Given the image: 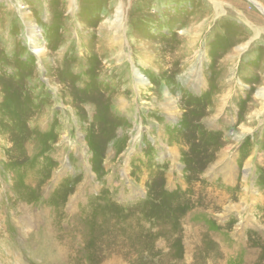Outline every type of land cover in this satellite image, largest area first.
Returning <instances> with one entry per match:
<instances>
[{
	"label": "rangeland",
	"instance_id": "rangeland-1",
	"mask_svg": "<svg viewBox=\"0 0 264 264\" xmlns=\"http://www.w3.org/2000/svg\"><path fill=\"white\" fill-rule=\"evenodd\" d=\"M3 1L0 264H264V0Z\"/></svg>",
	"mask_w": 264,
	"mask_h": 264
},
{
	"label": "bare ground",
	"instance_id": "bare-ground-1",
	"mask_svg": "<svg viewBox=\"0 0 264 264\" xmlns=\"http://www.w3.org/2000/svg\"><path fill=\"white\" fill-rule=\"evenodd\" d=\"M4 2L3 0H0V2ZM68 1V6H70L71 5V2H72V0H67ZM250 2H252L253 4H255V5H257V7L259 8V9H261V11L263 10V8L258 4V3H256V2H254V1H252V0H249ZM10 7H8V11H10ZM27 26H28V28H30L31 27V25L30 24H26ZM43 234V233H42ZM48 237V236H47ZM52 237V236H51ZM49 238V237H48ZM53 240L52 241H54V238H52ZM48 241V240H47ZM55 243H57L56 241H55ZM246 257V256H245ZM246 259H248V258H246Z\"/></svg>",
	"mask_w": 264,
	"mask_h": 264
}]
</instances>
